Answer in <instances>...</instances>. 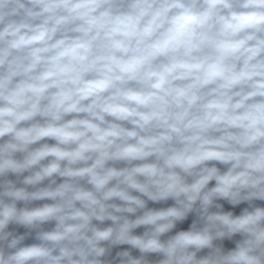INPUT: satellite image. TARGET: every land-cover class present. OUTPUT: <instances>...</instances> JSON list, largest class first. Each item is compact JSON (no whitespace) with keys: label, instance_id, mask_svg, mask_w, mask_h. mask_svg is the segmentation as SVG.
I'll return each mask as SVG.
<instances>
[{"label":"clouds","instance_id":"9594fccd","mask_svg":"<svg viewBox=\"0 0 264 264\" xmlns=\"http://www.w3.org/2000/svg\"><path fill=\"white\" fill-rule=\"evenodd\" d=\"M0 264H264V0H0Z\"/></svg>","mask_w":264,"mask_h":264}]
</instances>
